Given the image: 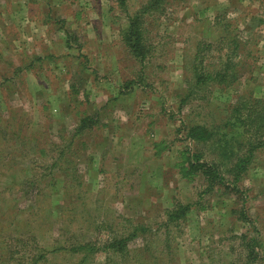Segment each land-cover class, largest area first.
<instances>
[{"label": "rangeland", "instance_id": "obj_1", "mask_svg": "<svg viewBox=\"0 0 264 264\" xmlns=\"http://www.w3.org/2000/svg\"><path fill=\"white\" fill-rule=\"evenodd\" d=\"M147 2L0 0V264H264V148L230 169L264 141L234 112L264 100V0H166L141 60ZM233 40L236 80L194 89Z\"/></svg>", "mask_w": 264, "mask_h": 264}, {"label": "trees", "instance_id": "obj_2", "mask_svg": "<svg viewBox=\"0 0 264 264\" xmlns=\"http://www.w3.org/2000/svg\"><path fill=\"white\" fill-rule=\"evenodd\" d=\"M166 0H148L146 6H144L141 12H139L137 15L130 16L129 19V24L128 28L125 29L123 32V40L129 49V52L133 57L137 59H144V54L142 53V48H143V41H144V33L142 27V21L140 18V15L147 14V13H154L155 11H159L162 9L163 4L165 3ZM225 40L224 38H221L218 42L217 45L214 47L217 49L219 45L222 44V41ZM232 43L234 44L233 47L227 46L228 47V52L225 54L226 59L225 62L223 63V70L222 69H214V70H203V62L201 60H198V54L195 56V64L192 68V75H193V88L194 89H199L206 84H208L210 81L214 84H223V83H230L233 80H236L237 77V72L233 70V64H232V56H236L237 52L242 48L239 49V43L237 44L236 40H233ZM213 48L212 46H210ZM238 50V51H237ZM234 54V55H233ZM229 78V79H228ZM231 79V80H230ZM238 106V107H237ZM237 106L234 110L236 114H238L237 117H235V121L241 122V118L244 116L245 119L243 122H241V129L245 133H248L249 130H253V128L256 129V132L260 134V136L264 137V100L263 99H255L253 101H248L244 103V100L242 99L240 102L237 103ZM249 129V130H248ZM203 130V132L207 133L203 127H194L191 128L190 131V136L198 139L197 136L194 135L195 132H199ZM257 133V134H258ZM210 135L206 134L203 139L209 138ZM231 137L237 138L241 136H236L232 135ZM236 142V139L233 140ZM247 144L243 145L244 149V154L241 156H236L233 160V163L230 164V169L232 171V168L235 169L233 172V175L235 176L236 180L241 179V173L245 172L247 169V166L250 164L251 157L254 155V152L257 149L264 148V141L257 142V144H253L250 140L246 142ZM229 157V156H228ZM203 166L199 165L197 168H201ZM216 169V168H215ZM193 170H195L194 164H189V169L184 168L183 175H188V173H192ZM245 170V171H244ZM210 173V172H209ZM215 174V172H213ZM212 175V174H210ZM189 209L188 206H180L176 210H171L168 212L167 217L170 221H175L180 218H183L187 210ZM134 237V233L130 234L128 237H126L123 240L118 241L117 243H111L108 246H105V249H112L113 251H119L124 247V244L126 241L130 240L131 238ZM124 243V244H123ZM88 246V245H87ZM57 251V250H56ZM47 253V250L40 249L39 250V255L36 256V258L32 257L31 258V263L30 264H37L40 260L45 259V255Z\"/></svg>", "mask_w": 264, "mask_h": 264}]
</instances>
